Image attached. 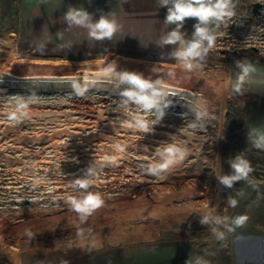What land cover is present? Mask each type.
Listing matches in <instances>:
<instances>
[{
  "label": "rangeland",
  "instance_id": "rangeland-1",
  "mask_svg": "<svg viewBox=\"0 0 264 264\" xmlns=\"http://www.w3.org/2000/svg\"><path fill=\"white\" fill-rule=\"evenodd\" d=\"M256 1L264 13V0H232L234 15L212 25L215 47L185 71L171 54L122 57L27 40L22 0H0V264H146V254L155 264H264V148L255 146L264 136V17L252 13ZM196 22L185 21L186 39ZM237 62L255 69L243 81ZM124 72L160 80L156 99L185 107L179 113L201 132L168 118L146 121L147 131L130 129L134 114L107 101L100 110L72 99L41 106L7 99L119 93L128 87ZM174 140L189 155L153 173L157 150ZM238 156L254 171L227 187L218 177L233 174ZM88 193L103 200L90 215L70 203ZM240 214L249 220L234 228Z\"/></svg>",
  "mask_w": 264,
  "mask_h": 264
},
{
  "label": "clouds",
  "instance_id": "clouds-1",
  "mask_svg": "<svg viewBox=\"0 0 264 264\" xmlns=\"http://www.w3.org/2000/svg\"><path fill=\"white\" fill-rule=\"evenodd\" d=\"M161 7H167L165 23L175 27L161 39V45H178L175 51L171 53L174 58L185 71H192L200 67L208 53L215 47L217 33L212 27L216 22H221L225 17L234 15L232 0H158ZM194 18L197 22L194 24V32L190 39L185 38V33L181 32L187 19ZM65 19L70 24L84 26L89 29V36L96 40L111 39L117 31V25L114 20L105 16H101L95 23L91 22L90 14L81 9H70ZM218 27V24H217ZM238 63L242 71L240 81L249 72L255 69L248 63ZM113 68L107 69L111 73ZM122 82L128 85L123 95L130 101H134L142 110H150L156 105V98L161 94L162 82L160 80L152 81L144 78L142 75L134 72H124L120 75ZM237 90H239L237 86ZM135 123H127L125 126L147 131V122L145 118L134 116ZM257 148H264V136H260L255 141ZM119 149V145L117 146ZM157 154L161 157L158 163L151 166V171L155 173L157 170H168L173 166L180 164L188 155L187 149L180 143L174 142L157 150ZM105 159H108L107 157ZM233 174L222 175L218 179L227 186L232 187L234 182L248 180L249 174L254 171L250 162L242 156H238L231 161ZM76 183L81 188H87L89 182L87 180H78ZM74 210L91 214L93 211L103 206V200L99 193H88L82 199H71L70 201ZM229 205L235 208L238 204L236 199L229 198ZM227 218H217L216 223L221 224ZM249 220L248 215L240 214L231 219L234 228L242 227ZM208 222V216L201 221ZM234 228H229L233 231ZM213 233L218 240H223L224 233L217 232L213 229Z\"/></svg>",
  "mask_w": 264,
  "mask_h": 264
},
{
  "label": "crops",
  "instance_id": "crops-1",
  "mask_svg": "<svg viewBox=\"0 0 264 264\" xmlns=\"http://www.w3.org/2000/svg\"><path fill=\"white\" fill-rule=\"evenodd\" d=\"M73 8L88 12L92 23L101 16L114 20L116 33L111 39L91 38L87 27L70 24L65 19L66 13ZM166 14L167 7H161L158 0H22V33L27 40L57 44L68 51L116 52L122 57L154 51L163 56L176 48V45H161L162 37L173 29L165 23ZM193 98L198 103L201 101L198 95ZM146 255V264L156 263Z\"/></svg>",
  "mask_w": 264,
  "mask_h": 264
},
{
  "label": "bare ground",
  "instance_id": "bare-ground-1",
  "mask_svg": "<svg viewBox=\"0 0 264 264\" xmlns=\"http://www.w3.org/2000/svg\"><path fill=\"white\" fill-rule=\"evenodd\" d=\"M123 92H117V93H114L116 95H114L113 93H108V91H95V90H92L91 92H87V93H79V94H57V95H44V96H25V97H8L7 99L9 101H11L12 103H16V104H23V105H29V104H51V103H60V102H65L66 100H69V99H72V100H75L77 102H80V101H86L87 103L89 104H97V106H99L98 109L100 110H103V108H105V106L107 107V102H109V108H120L121 109H127V110H130V111H127L129 112L130 114H134L133 116H136V115H140L142 117L145 118V121H151V122H154L156 125L157 121H160L161 118H168L169 121L173 122V121H180V122H183L186 124V128H191V129H196L197 131L201 132L199 129H198V126L197 125H193L191 124L188 119L184 118L180 113L179 111L181 110H185L186 108L183 107V106H178V105H173V104H167V103H164L163 101L161 100H157L156 102V107H153L152 109L150 110H142L140 108L139 105H137L134 101H130L128 100V98L126 96L123 95ZM6 101V100H5ZM107 101V102H106ZM10 103V102H9ZM68 104V103H67ZM119 105V106H117ZM41 106V105H40ZM82 106V105H81ZM93 106V105H92ZM168 106V107H167ZM30 107V106H29ZM33 107V106H32ZM48 107V106H47ZM46 107V108H47ZM51 107V106H50ZM27 108V107H25ZM61 108V107H60ZM73 108V107H71ZM88 108V107H87ZM93 108V107H92ZM96 108V107H95ZM94 108V109H95ZM162 108H173L174 110H177V111H164ZM76 108H74L75 110ZM81 109V107H80ZM6 110V109H5ZM43 110V109H42ZM46 110V109H45ZM49 110V109H48ZM50 110H53V109H50ZM49 110V111H50ZM87 110V109H86ZM15 111V110H14ZM22 111V110H21ZM36 111V109H35ZM48 111V112H49ZM56 111V110H55ZM115 111V110H114ZM10 112V111H9ZM47 112V113H48ZM60 112V111H59ZM135 112V113H134ZM46 113V112H45ZM58 113V112H56ZM55 113V114H56ZM6 114V113H5ZM60 114V113H59ZM107 114V113H106ZM111 114V113H110ZM116 114V113H115ZM47 115V114H46ZM112 115V114H111ZM121 115V114H120ZM128 116V113L126 114ZM16 116V114H15ZM27 116V115H26ZM110 116V115H109ZM118 116V115H117ZM123 117V116H122ZM19 118V116H18ZM28 118V117H27ZM46 118V116H45ZM121 118V117H120ZM132 118V117H130ZM129 118V119H130ZM29 119V118H28ZM27 119V120H28ZM47 119V118H46ZM88 119V118H87ZM16 120V119H15ZM26 120V119H25ZM48 120V119H47ZM115 120V119H114ZM134 120V119H133ZM106 121V120H105ZM112 121V120H110ZM132 121V120H131ZM164 121V120H163ZM162 121V122H163ZM23 122V120H22ZM161 122V123H162ZM114 123V122H113ZM159 123V122H158ZM121 124V123H120ZM164 124V123H163ZM165 125V124H164ZM170 125V123H169ZM168 126V125H167ZM158 127V126H156ZM125 128V127H124ZM167 128V127H166ZM131 129V128H130ZM136 129V128H135ZM160 129V128H159ZM133 131V130H132ZM167 131V130H165ZM171 131V130H170ZM169 131V132H170ZM174 131V130H173ZM129 132V131H128ZM175 132V131H174ZM178 132V131H177ZM191 132V131H190ZM184 133V132H183ZM178 134V133H177ZM200 134V133H199ZM144 135V134H143ZM183 134H181L182 136ZM186 137V136H185ZM192 137V136H191ZM181 138V137H180ZM183 138V137H182ZM191 142V141H190ZM198 142V141H197ZM196 143V142H195ZM198 144V143H197Z\"/></svg>",
  "mask_w": 264,
  "mask_h": 264
},
{
  "label": "water",
  "instance_id": "water-1",
  "mask_svg": "<svg viewBox=\"0 0 264 264\" xmlns=\"http://www.w3.org/2000/svg\"><path fill=\"white\" fill-rule=\"evenodd\" d=\"M251 11L254 15H261L263 16V3L260 1L252 2L251 3Z\"/></svg>",
  "mask_w": 264,
  "mask_h": 264
},
{
  "label": "flooded vegetation",
  "instance_id": "flooded-vegetation-1",
  "mask_svg": "<svg viewBox=\"0 0 264 264\" xmlns=\"http://www.w3.org/2000/svg\"><path fill=\"white\" fill-rule=\"evenodd\" d=\"M254 16H255V18H261V19L264 17V15L263 16H261V15H254Z\"/></svg>",
  "mask_w": 264,
  "mask_h": 264
}]
</instances>
